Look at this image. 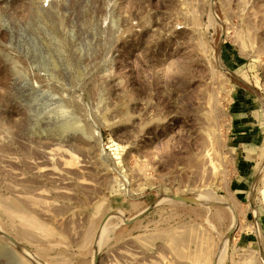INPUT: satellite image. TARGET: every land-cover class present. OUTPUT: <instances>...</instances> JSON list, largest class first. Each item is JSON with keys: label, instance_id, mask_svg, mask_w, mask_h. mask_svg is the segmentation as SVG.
Listing matches in <instances>:
<instances>
[{"label": "rangeland", "instance_id": "374dc122", "mask_svg": "<svg viewBox=\"0 0 264 264\" xmlns=\"http://www.w3.org/2000/svg\"><path fill=\"white\" fill-rule=\"evenodd\" d=\"M216 259L264 264V0H0V264Z\"/></svg>", "mask_w": 264, "mask_h": 264}, {"label": "water", "instance_id": "95a60500", "mask_svg": "<svg viewBox=\"0 0 264 264\" xmlns=\"http://www.w3.org/2000/svg\"><path fill=\"white\" fill-rule=\"evenodd\" d=\"M169 199L172 200V201H175V202H180V203H194V204H198L199 203L196 199H187V198H180V197H175V196H171V197H169ZM111 214L107 215L105 217V219H107ZM9 241L13 242L11 239H9ZM216 262H217V259L213 261V264H216Z\"/></svg>", "mask_w": 264, "mask_h": 264}, {"label": "bare ground", "instance_id": "6f19581e", "mask_svg": "<svg viewBox=\"0 0 264 264\" xmlns=\"http://www.w3.org/2000/svg\"><path fill=\"white\" fill-rule=\"evenodd\" d=\"M200 202H201V199L197 198ZM203 202V201H202Z\"/></svg>", "mask_w": 264, "mask_h": 264}]
</instances>
